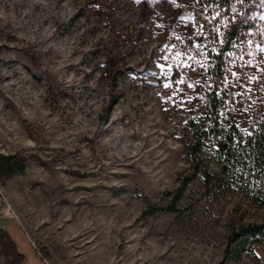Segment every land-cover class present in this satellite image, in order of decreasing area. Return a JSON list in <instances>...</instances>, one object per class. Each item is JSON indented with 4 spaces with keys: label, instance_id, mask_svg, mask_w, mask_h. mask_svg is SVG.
<instances>
[{
    "label": "rangeland",
    "instance_id": "obj_1",
    "mask_svg": "<svg viewBox=\"0 0 264 264\" xmlns=\"http://www.w3.org/2000/svg\"><path fill=\"white\" fill-rule=\"evenodd\" d=\"M262 17L264 0H0V152L25 158L0 226L21 264H264L232 236L264 208L205 187L184 150L207 90L242 134L264 123ZM199 156L220 173L211 140Z\"/></svg>",
    "mask_w": 264,
    "mask_h": 264
},
{
    "label": "trees",
    "instance_id": "obj_2",
    "mask_svg": "<svg viewBox=\"0 0 264 264\" xmlns=\"http://www.w3.org/2000/svg\"><path fill=\"white\" fill-rule=\"evenodd\" d=\"M205 4L207 0H193ZM220 56L212 67L213 76L221 77ZM205 116L201 122L194 119L188 121L193 138L185 143L186 160L192 169L199 173L205 187L237 184L245 192L251 202L264 208V123L257 125L250 134H242L232 122H224L220 118L222 99L211 89L204 92ZM207 140H211L214 155L220 168L219 174L210 173L200 159V152ZM25 168V158L18 153L3 154L0 152V180L14 172ZM182 191L178 188L172 202L159 207L166 212L176 213L177 196ZM237 243H264V219L257 223L239 226L232 234ZM0 258L3 264H21L25 255L18 248L10 233L0 226Z\"/></svg>",
    "mask_w": 264,
    "mask_h": 264
},
{
    "label": "snow or ice",
    "instance_id": "obj_3",
    "mask_svg": "<svg viewBox=\"0 0 264 264\" xmlns=\"http://www.w3.org/2000/svg\"><path fill=\"white\" fill-rule=\"evenodd\" d=\"M145 2H146V0H145ZM97 7H98V5H97ZM217 15H219V14H217ZM262 19H264V17H262ZM257 47L259 48L260 46L257 45ZM166 86H167V85H166ZM189 87H192V85H189Z\"/></svg>",
    "mask_w": 264,
    "mask_h": 264
},
{
    "label": "bare ground",
    "instance_id": "obj_4",
    "mask_svg": "<svg viewBox=\"0 0 264 264\" xmlns=\"http://www.w3.org/2000/svg\"><path fill=\"white\" fill-rule=\"evenodd\" d=\"M51 13V12H50Z\"/></svg>",
    "mask_w": 264,
    "mask_h": 264
}]
</instances>
